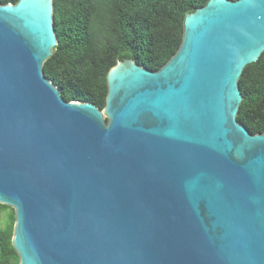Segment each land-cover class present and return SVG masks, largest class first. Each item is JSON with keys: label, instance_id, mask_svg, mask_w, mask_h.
<instances>
[{"label": "water", "instance_id": "obj_1", "mask_svg": "<svg viewBox=\"0 0 264 264\" xmlns=\"http://www.w3.org/2000/svg\"><path fill=\"white\" fill-rule=\"evenodd\" d=\"M54 0L0 5V204L19 264H264V132L238 119L264 0H209L158 71L107 75L103 109L44 74Z\"/></svg>", "mask_w": 264, "mask_h": 264}, {"label": "trees", "instance_id": "obj_2", "mask_svg": "<svg viewBox=\"0 0 264 264\" xmlns=\"http://www.w3.org/2000/svg\"><path fill=\"white\" fill-rule=\"evenodd\" d=\"M237 1V0H230ZM19 0H0V5ZM209 0H54L58 45L44 74L66 101L91 102L103 109L107 75L119 61L132 59L160 70L178 51L187 14ZM243 101L237 116L252 134L264 132V53L239 79ZM9 211V212H8ZM8 219L1 225V215ZM13 208L0 204V264H19L12 244Z\"/></svg>", "mask_w": 264, "mask_h": 264}, {"label": "rangeland", "instance_id": "obj_3", "mask_svg": "<svg viewBox=\"0 0 264 264\" xmlns=\"http://www.w3.org/2000/svg\"><path fill=\"white\" fill-rule=\"evenodd\" d=\"M9 212V211H8ZM8 212H5L1 215V225L4 226L8 219Z\"/></svg>", "mask_w": 264, "mask_h": 264}]
</instances>
